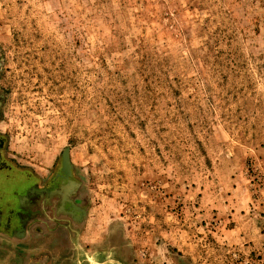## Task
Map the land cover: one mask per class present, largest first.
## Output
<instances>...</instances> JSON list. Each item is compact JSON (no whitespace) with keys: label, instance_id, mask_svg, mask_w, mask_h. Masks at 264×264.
Returning <instances> with one entry per match:
<instances>
[{"label":"rangeland","instance_id":"1","mask_svg":"<svg viewBox=\"0 0 264 264\" xmlns=\"http://www.w3.org/2000/svg\"><path fill=\"white\" fill-rule=\"evenodd\" d=\"M0 137V264H264V0H0Z\"/></svg>","mask_w":264,"mask_h":264},{"label":"flooded vegetation","instance_id":"2","mask_svg":"<svg viewBox=\"0 0 264 264\" xmlns=\"http://www.w3.org/2000/svg\"><path fill=\"white\" fill-rule=\"evenodd\" d=\"M10 175L11 179L8 181L10 185L12 184V189L7 188L8 190L0 194V200L2 199L5 203L4 206L7 212L9 226H12V223H17L19 226L24 227L28 222V218L31 217L33 213L35 218H37L38 213L41 215L44 209L37 205L38 192L44 194L47 198H52L54 195L57 197L55 204L54 202L53 204L51 202L50 205L45 203V206L48 205V207L45 208L46 213L49 212L50 214V210L56 209L57 212L63 214V212L68 210L69 198L68 189H66V187H68L67 184H59L54 189H57L54 192L53 189H48L46 186L38 187L36 183H34L32 177H18L14 172H11ZM43 191L44 193H42ZM32 208H34L35 211L32 210ZM26 214L28 216H25Z\"/></svg>","mask_w":264,"mask_h":264},{"label":"crops","instance_id":"3","mask_svg":"<svg viewBox=\"0 0 264 264\" xmlns=\"http://www.w3.org/2000/svg\"><path fill=\"white\" fill-rule=\"evenodd\" d=\"M11 172H15V171H10V170H4L0 168V194L3 193V191L8 190L6 189L7 187V183H9L8 180L11 179ZM16 173H19L18 171ZM18 177H21V174L17 175ZM4 202L2 201V199L0 200V220H2L3 216H4V212L6 213V209L4 206Z\"/></svg>","mask_w":264,"mask_h":264},{"label":"water","instance_id":"4","mask_svg":"<svg viewBox=\"0 0 264 264\" xmlns=\"http://www.w3.org/2000/svg\"><path fill=\"white\" fill-rule=\"evenodd\" d=\"M3 152H4V139H2L0 137V168L1 169H4L6 170V162L5 160L3 159L4 156H3ZM64 162H65V165L67 166L69 164V154H68V151L66 152L65 154V157H64Z\"/></svg>","mask_w":264,"mask_h":264}]
</instances>
